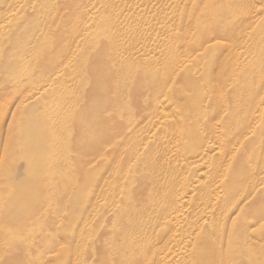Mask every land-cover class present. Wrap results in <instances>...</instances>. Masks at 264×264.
Masks as SVG:
<instances>
[{
  "label": "rangeland",
  "instance_id": "rangeland-1",
  "mask_svg": "<svg viewBox=\"0 0 264 264\" xmlns=\"http://www.w3.org/2000/svg\"><path fill=\"white\" fill-rule=\"evenodd\" d=\"M0 264H264V0H0Z\"/></svg>",
  "mask_w": 264,
  "mask_h": 264
},
{
  "label": "bare ground",
  "instance_id": "bare-ground-1",
  "mask_svg": "<svg viewBox=\"0 0 264 264\" xmlns=\"http://www.w3.org/2000/svg\"><path fill=\"white\" fill-rule=\"evenodd\" d=\"M149 101H150V100H149ZM234 183H235V182H232V183L229 184V185H230V186H229L230 189H229V192H227L228 195H231V194H232L231 191H233V190H232V187H234V185H233ZM225 198H226V197H224V199H225ZM229 201H231V199H229ZM225 203H226V202H225ZM238 204H239V203H238Z\"/></svg>",
  "mask_w": 264,
  "mask_h": 264
}]
</instances>
